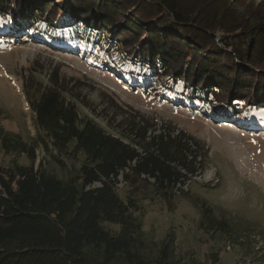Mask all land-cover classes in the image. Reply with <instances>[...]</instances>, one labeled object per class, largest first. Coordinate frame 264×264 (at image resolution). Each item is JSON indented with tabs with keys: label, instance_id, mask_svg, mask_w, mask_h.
<instances>
[{
	"label": "trees",
	"instance_id": "16d2710c",
	"mask_svg": "<svg viewBox=\"0 0 264 264\" xmlns=\"http://www.w3.org/2000/svg\"><path fill=\"white\" fill-rule=\"evenodd\" d=\"M0 16L14 26L40 20L46 29L61 20L71 38L95 36L108 52L181 79L187 91L204 89L208 101L264 106L262 0H0ZM34 64L22 82L39 134L27 140L0 123V148L11 157L0 164V264H180L173 231L147 241L145 202L172 208L208 161V147L184 129L156 132L153 118L110 95L103 102L109 110L96 112L113 130L107 131L78 111L79 89L90 83L68 81L57 69L41 79L45 70ZM38 147L50 161L36 164ZM46 162L68 168V175L57 176ZM193 202L200 226L213 231L208 238L241 244L228 219L216 217L204 200ZM250 262L264 264V257L251 255Z\"/></svg>",
	"mask_w": 264,
	"mask_h": 264
},
{
	"label": "rangeland",
	"instance_id": "374dc122",
	"mask_svg": "<svg viewBox=\"0 0 264 264\" xmlns=\"http://www.w3.org/2000/svg\"><path fill=\"white\" fill-rule=\"evenodd\" d=\"M0 19L7 23L0 25V123L5 129L27 140L39 134L22 82L23 73L33 63L45 70L39 74L41 79L46 80L48 73L57 69L68 81L79 78L90 83L79 89L82 100L76 101L78 111L107 131L113 130L96 112L109 110L103 103L110 100L108 95L153 118L156 132L171 129L176 133L184 129L204 142L209 158L197 174L190 176L183 187L188 192L177 196L172 208L165 202H145L142 230L147 241H160L168 231H173L180 264L213 263L211 255H218L215 264H251V255L264 257V123L244 119L243 111L250 105L234 108L231 104L238 100L208 101L204 89L187 91L181 79L159 77L118 51L108 52L95 42V36L83 42H69L70 34L61 20L46 29L40 20L14 26L9 19ZM153 22L147 21V28L154 26ZM95 28L103 26L97 23ZM106 29L109 36L116 32ZM181 31L193 34L187 28ZM62 39L67 43L54 45ZM172 91L176 97L171 95ZM83 101L90 102V108ZM36 154V164L43 157L50 161L42 147L36 149ZM10 159L0 148V164L6 165ZM19 161L26 159L21 157ZM46 166L59 177L68 175V168H60L54 162H46ZM67 166L73 170L70 161ZM195 200H204L216 217L228 219L241 244L208 238L213 231L206 232L200 226L201 212ZM216 231L219 235L224 233Z\"/></svg>",
	"mask_w": 264,
	"mask_h": 264
},
{
	"label": "bare ground",
	"instance_id": "6f19581e",
	"mask_svg": "<svg viewBox=\"0 0 264 264\" xmlns=\"http://www.w3.org/2000/svg\"><path fill=\"white\" fill-rule=\"evenodd\" d=\"M1 24H4L5 26H7V23H3L2 21H0V25ZM171 95L172 96L174 95L173 97H176V93L174 91L171 92ZM252 114H253L254 118H256L257 120H261V121L264 120V111H261V110L260 111H254ZM255 116H257V117H255Z\"/></svg>",
	"mask_w": 264,
	"mask_h": 264
}]
</instances>
